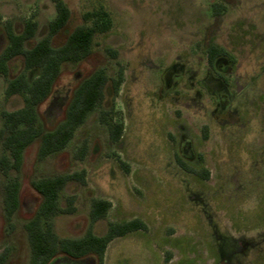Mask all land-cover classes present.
Wrapping results in <instances>:
<instances>
[{"label":"rangeland","instance_id":"1","mask_svg":"<svg viewBox=\"0 0 264 264\" xmlns=\"http://www.w3.org/2000/svg\"><path fill=\"white\" fill-rule=\"evenodd\" d=\"M63 1L70 18L54 46L84 24L85 13L102 8L112 27L94 37L84 61L62 66L37 108L38 122L53 128L81 80L99 68L111 76L120 65L124 81L113 106L123 132L113 144L99 121L100 111L110 106L107 87L101 106L63 151L38 161V141L25 149L20 171L10 173L20 182V207L10 221L2 207L6 179L0 174L5 264L28 263L23 226L39 201L30 181L82 171L84 185L69 183L60 195L62 207L75 196V212L54 218L59 238L82 236L91 199L111 204L93 227L96 235H103L109 222L138 219L147 227L110 242L103 264H264V0ZM213 4L224 6V12L214 15ZM54 15L53 0H0V52L7 23L19 33L25 21H36L35 43ZM208 45L223 48L234 60L222 73L225 91L206 75ZM20 66V59L11 62L10 77ZM166 71L177 80L170 76L165 82ZM5 85L0 75V113L22 104L18 97L4 99ZM84 142L86 153L79 159ZM176 158L199 174L182 171ZM49 264L97 261L94 255L77 260L58 255Z\"/></svg>","mask_w":264,"mask_h":264},{"label":"trees","instance_id":"2","mask_svg":"<svg viewBox=\"0 0 264 264\" xmlns=\"http://www.w3.org/2000/svg\"><path fill=\"white\" fill-rule=\"evenodd\" d=\"M53 3L54 18L48 23L45 36L35 43L36 21H25L19 33H15L9 23L4 26L6 46L0 52V75L6 79L4 99L18 97L22 102L17 110L0 113V174L6 179L2 207L7 221L20 207V182L17 177H11L10 173L20 171L25 149L38 141V161L63 151L87 117L101 106L107 87L110 106L108 111H100L99 121L106 127L113 144L120 140L123 132V123L116 120L113 106L124 81V69L120 65H117L111 76L104 68H99L81 80L65 105L61 121L53 128L43 127L38 122L37 108L49 97L62 66L84 61L91 54L94 37L108 33L112 27L110 15L102 8L85 13L82 15L84 24L75 27L62 44L54 46L53 39L66 27L70 11L63 0H53ZM224 10L222 5H212L214 15ZM88 22L90 25H86ZM107 53L112 58L117 56L116 52L110 50ZM205 55L210 68H213L218 58H226L231 65L234 63L231 55L215 45H208ZM14 59H20L21 66L19 72L10 77V66ZM223 81L226 82V79L223 78ZM85 153L84 142L77 156L82 159ZM176 164L188 174H199L179 158H176ZM206 178L207 173L203 179ZM69 183L84 185V171L30 181V187L39 201L23 226L29 250L27 264H49L58 255L68 260L94 255L97 264H103L110 242L147 229L142 221L133 219L121 223L109 222L104 234L96 235L93 227L106 218L111 204L105 200L91 199L88 226L82 236L76 239L59 238L54 232V218L75 212L74 195L66 198L65 207L60 204V195ZM0 264H5L4 256H0Z\"/></svg>","mask_w":264,"mask_h":264},{"label":"flooded vegetation","instance_id":"3","mask_svg":"<svg viewBox=\"0 0 264 264\" xmlns=\"http://www.w3.org/2000/svg\"><path fill=\"white\" fill-rule=\"evenodd\" d=\"M206 56V55H205ZM206 64H207V67H208V72H206V75L208 76H214V83L216 85H218L219 88H221L223 90L224 88V91H225V87L227 86V80L226 82L223 81V78L225 79V77H223L222 73L225 72L226 68L229 66H231V63H229V61L226 59V58H218L214 65H213V68H210L207 61H206ZM167 75L165 76V82L169 81V78L171 76V73L172 72H168L166 71ZM205 75V76H206ZM171 81L175 82L177 80V76L173 77L171 76ZM216 102L218 103L219 102V98L217 100L216 98ZM216 103V104H217Z\"/></svg>","mask_w":264,"mask_h":264}]
</instances>
